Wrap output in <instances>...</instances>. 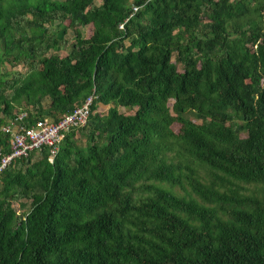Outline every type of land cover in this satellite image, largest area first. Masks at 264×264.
I'll use <instances>...</instances> for the list:
<instances>
[{"label":"trees","instance_id":"16d2710c","mask_svg":"<svg viewBox=\"0 0 264 264\" xmlns=\"http://www.w3.org/2000/svg\"><path fill=\"white\" fill-rule=\"evenodd\" d=\"M88 96L0 171V264H264V0H0V154Z\"/></svg>","mask_w":264,"mask_h":264},{"label":"built area","instance_id":"2783aa9c","mask_svg":"<svg viewBox=\"0 0 264 264\" xmlns=\"http://www.w3.org/2000/svg\"><path fill=\"white\" fill-rule=\"evenodd\" d=\"M91 100V96H88L81 105L63 114L57 121L37 119L30 126L23 124L26 118L25 111L16 113L13 119L1 126V131L9 136V151L0 154V171L12 159L26 156L42 146L47 148V160L51 163L63 135L73 128L83 127L86 124Z\"/></svg>","mask_w":264,"mask_h":264},{"label":"rangeland","instance_id":"374dc122","mask_svg":"<svg viewBox=\"0 0 264 264\" xmlns=\"http://www.w3.org/2000/svg\"><path fill=\"white\" fill-rule=\"evenodd\" d=\"M101 2V0H93V3L95 4V5H98L99 3ZM47 25V28H48V30H50V31H52V32H54L55 30H57L58 29V27H57V25H56V22H52V23H50V24H46ZM79 31H80V33L82 34V36H84V37H86V36H88L89 35V33H90V25H88V26H85V27H80L79 28ZM63 40H64V43L63 42H60V45H59V49H58V51H57V54H59V55H64L65 53H66V51L68 50V48H69V45H70V43L72 42V29L71 28H67V30H66V33L64 34V36H63ZM14 69L15 70H19V71H23V67H21V66H16V67H14ZM97 110L99 111V112H105V107H101V106H99L98 108H97ZM120 111H124V112H128L129 110H126V109H119ZM171 129L174 131V132H176L177 131V129H178V125L177 124H172L171 125ZM38 156H37V154H34V156L32 157V159L34 160V159H36ZM245 186V185H244ZM247 188H249V186H246ZM13 205H14V207H16V205H17V203H13ZM27 204L24 206V208L26 209L27 208ZM23 208V209H24Z\"/></svg>","mask_w":264,"mask_h":264}]
</instances>
